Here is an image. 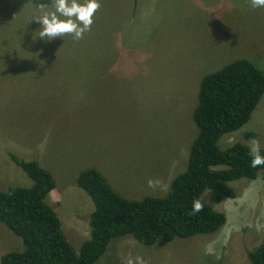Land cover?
Listing matches in <instances>:
<instances>
[{
    "label": "rangeland",
    "instance_id": "374dc122",
    "mask_svg": "<svg viewBox=\"0 0 264 264\" xmlns=\"http://www.w3.org/2000/svg\"><path fill=\"white\" fill-rule=\"evenodd\" d=\"M48 2H0V178L32 183L11 154L48 170L55 189L47 202L78 249L93 211L78 174L95 168L126 199L164 196L186 166L196 132L189 112L202 78L238 59L264 71V8L250 0H101L82 40L45 42L27 21ZM241 129L257 132L264 149V97ZM240 130L220 146L237 141ZM149 180L159 183L150 188ZM233 188L236 198L216 205L227 222L215 234L150 247L124 237L99 264L137 257L144 264H249L248 251L264 238V180ZM3 229L0 256L22 250Z\"/></svg>",
    "mask_w": 264,
    "mask_h": 264
},
{
    "label": "trees",
    "instance_id": "16d2710c",
    "mask_svg": "<svg viewBox=\"0 0 264 264\" xmlns=\"http://www.w3.org/2000/svg\"><path fill=\"white\" fill-rule=\"evenodd\" d=\"M106 50L110 52L114 46ZM263 96L264 71L251 61L238 59L204 76L197 103L189 112L196 132L185 169L170 179L162 197L126 199L95 168L82 170L76 185L91 199L93 211L89 215V238L79 251L62 231L63 218L59 220L54 205L47 202V195L55 189L52 174L35 160L11 154L32 183L12 186L10 180L0 178V234L5 227L23 245L20 251L2 254L0 264H98L114 242L128 239L124 237L150 247L159 239L170 242L215 234L227 222L226 214L216 205L236 198L233 185L241 180L253 182L259 176L264 180V165L252 168L248 154L247 142L256 139L257 132L241 131ZM238 130L234 145L220 146L225 135ZM197 199L204 207L190 215ZM247 258L249 264H264V238L248 251Z\"/></svg>",
    "mask_w": 264,
    "mask_h": 264
},
{
    "label": "clouds",
    "instance_id": "9594fccd",
    "mask_svg": "<svg viewBox=\"0 0 264 264\" xmlns=\"http://www.w3.org/2000/svg\"><path fill=\"white\" fill-rule=\"evenodd\" d=\"M250 2L253 8H264V0H250ZM100 8L101 0H49L47 4L35 6V14L27 23L34 21L39 25L35 34L41 41L51 42L64 35H70L74 40H82L91 30L95 14ZM227 143L234 145L235 138L229 137ZM248 154L251 157L252 168L264 165V154L259 140H251ZM158 183L149 180L148 186L154 188ZM203 207L199 199L194 200L190 215L200 212ZM128 264H144V261L141 257H137L135 261L130 259Z\"/></svg>",
    "mask_w": 264,
    "mask_h": 264
}]
</instances>
